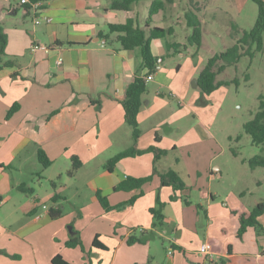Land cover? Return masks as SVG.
Masks as SVG:
<instances>
[{
	"label": "crops",
	"instance_id": "0c3cea01",
	"mask_svg": "<svg viewBox=\"0 0 264 264\" xmlns=\"http://www.w3.org/2000/svg\"><path fill=\"white\" fill-rule=\"evenodd\" d=\"M153 1L139 0L129 10L123 11L114 10L112 0H49L40 2L39 9L34 8L27 13L22 0L20 3L0 0V6L8 10L7 16L1 22L8 36L4 61L11 62L0 70V140L3 141L0 146V208L13 201L14 192L19 186L26 185L10 181L8 173L5 172L7 162L11 169L19 168L31 171L32 175L37 174L41 180L38 185L41 187L43 182H56L55 187L51 184L52 191L48 192L47 201L52 202L56 195L60 197L57 203L52 202L54 206L51 203L49 206L41 203L40 196L36 194L38 190L34 187L25 186L31 191L29 193L19 190L33 195H26V200L16 202L14 207V212L24 216L26 220L16 234L19 239H32L44 230H47L43 232L45 235L53 236L61 232L64 228L61 222L68 204L74 212L80 214L78 217L89 219L90 224L85 233L83 228H76L83 248H70L75 251L68 255L51 248L45 253L46 261L40 263L37 259L36 264H52V259L57 255H61L71 264H161L151 250H147L148 243L128 245L127 240L134 232L129 229L123 231L122 222L110 219V213L123 211L130 205L122 209L116 207L127 203L140 192L115 191V187L127 177H142L133 174L136 173L134 170L129 172L127 169L126 163L131 158L121 160L113 172L106 169L107 162L128 147L123 145L121 147L125 148H117L116 145L127 142L132 137V129L125 122L121 101L125 99L127 88L134 79L137 76L144 77L148 72L140 49L125 50L117 39L118 34H110L108 38L106 36L109 35V26L112 24L133 21L135 26L145 27ZM192 6L196 10L204 8L196 2H192ZM178 9L176 0L167 1L165 10L154 16L151 23L152 28L174 29L172 36L154 39L151 43L154 56L163 61L147 87L155 84L159 93L165 88L175 92L173 87L179 80L180 71L175 74L168 73L162 65L166 57L182 56L183 49L188 48V38L192 35L187 31L184 42L172 40L177 36L176 25H181L186 30L189 28L185 14L191 9L183 6L182 13ZM46 18L51 21L47 22ZM37 20L40 23L37 24ZM34 44H41L48 51L34 52ZM174 44L181 47L178 50L170 49ZM180 81L185 85L187 78L182 77ZM148 92L149 89L139 114L140 126L152 115L150 101L147 99ZM15 104L19 105V109L7 119V113ZM40 150L52 162L50 167L44 168L39 162ZM23 153L26 157L25 164L17 163ZM74 157L82 163L76 171L72 165ZM99 159L101 164H98ZM62 160L66 166L54 174L52 169ZM84 174L87 179L85 186L91 192L90 201L85 203L79 199L82 185L78 183ZM35 187L38 188L37 185ZM142 191L143 196L134 204L145 196L143 189ZM97 193L106 197L114 209L106 211L99 202ZM120 193L132 196L127 200L120 197ZM52 208H61L62 217L51 219ZM238 210L249 212L243 207ZM231 217L238 220L232 214ZM259 220L264 227V214ZM230 226L237 237L236 225L230 223ZM225 229L224 232H228V228ZM251 230L255 229L250 228L244 240L240 241H245L247 235L252 234ZM255 233L257 242H262V251L246 257H255L258 264H264V235L258 236L256 231ZM184 235L183 230L165 238L170 247L164 264H175L176 249L184 255V258H179L194 261L192 264H234L236 252L231 246L226 253L225 248L218 250L210 242L208 243L213 247L211 255L201 254V247H198L196 253L199 257L191 260L186 256L187 249H184ZM97 236L106 249L94 247L93 242ZM125 245L131 249H126ZM137 246L143 249H136ZM169 251H172L171 255Z\"/></svg>",
	"mask_w": 264,
	"mask_h": 264
},
{
	"label": "rangeland",
	"instance_id": "374dc122",
	"mask_svg": "<svg viewBox=\"0 0 264 264\" xmlns=\"http://www.w3.org/2000/svg\"><path fill=\"white\" fill-rule=\"evenodd\" d=\"M192 2L204 8L197 11ZM176 3L179 13L183 12V6H187L199 15L203 23L202 46L198 49L188 43L182 56L166 57L162 65L164 70L173 74L180 71L179 80L173 87L174 93L168 88L159 93L157 85H149L147 99L150 101L152 115L140 126L142 135L137 148L145 150L156 146L167 151V155L157 163L156 175L154 154L128 159L126 166L129 172L134 170L136 173L133 174L141 177L153 176V181L143 188V198L123 211L110 213V219L122 222V230H131L136 237L141 236L140 229L155 231V237L146 247L161 264L167 261L170 247L165 238L183 230L184 249H187L186 256L191 260L199 257L196 253L198 247L204 242H210L218 250L225 248L226 253L231 246L236 252L234 264H258L255 257H246L262 251V242H257L255 230H251L252 234L247 235L245 241H240L236 232L231 230L230 223L236 225L238 231V220L231 217V211L242 207L252 211L264 201V167L250 166V160L255 156L264 157V146L255 145L244 130V125L259 111L260 97L264 98V51L256 52L253 58L242 57L219 77L220 81L238 80V84L222 86L207 96L199 87L194 88L193 82L198 80L212 57L226 51L245 31L254 28L259 7L252 0H176ZM234 25L238 28L236 34ZM175 29L177 36L172 38L173 41L184 42L187 31L192 33L190 28L186 30L181 25H176ZM178 66H181L180 69H177ZM182 77L187 78L185 85L181 84ZM156 137H160L159 144ZM2 142L0 140V146ZM133 144L131 137L127 142H119L116 147L128 146L127 150ZM20 162L25 164V153L17 160V163ZM9 164L6 162L5 172L11 182L34 187L38 190L36 194L40 196L41 203L53 205L54 202L46 200L48 192L52 191L50 182H43L42 179L41 187L38 185L41 180L37 174L32 175L31 171L19 168L11 169ZM98 164H101V159ZM63 166L66 165L62 160L52 172L56 174ZM169 169L180 174L186 187L182 194H177L172 187H162L160 174ZM86 180L84 174L78 182L82 185L79 199L84 203L91 199V192L85 186ZM19 190L21 191L18 187L14 192L12 202L0 208V264H36L37 259L41 263L46 261L45 253L51 248L65 255L74 253L75 250L67 247L68 241L66 242L72 236L70 228L74 231L76 228H83L85 233L90 226L89 219L78 217L80 214L74 212L68 204L61 222L64 225L61 232L53 236L45 235L43 232L47 230H44L32 239H19L16 234L26 220L21 214L14 212V207L16 202L25 201L27 195ZM119 195L127 200L132 196L128 193ZM160 203L164 205L163 225L151 214L152 209H159ZM226 227L228 232H224ZM125 248L131 249L128 245ZM136 249L143 248L137 246ZM175 251V264L194 262L182 260L179 257L184 258L183 253L177 249Z\"/></svg>",
	"mask_w": 264,
	"mask_h": 264
},
{
	"label": "trees",
	"instance_id": "16d2710c",
	"mask_svg": "<svg viewBox=\"0 0 264 264\" xmlns=\"http://www.w3.org/2000/svg\"><path fill=\"white\" fill-rule=\"evenodd\" d=\"M47 1L49 0H29V3L22 5L24 10L27 13H30L34 9V5L40 2L44 3ZM138 1L139 0H112V8L114 10L127 11L134 3ZM167 1L169 0L153 1L150 8L149 18L146 22L145 27L135 26L133 21H129L126 24H112L109 26V35L106 36V38H108L110 34H118L117 39L125 50L140 49L144 66L148 70L147 75L156 73L158 71L157 67H159V65L163 61V59L154 56L151 47L152 40L165 38L174 34L173 28L164 29L160 27H151L153 17L165 10ZM252 1L255 2L259 7V14L254 28L251 31H245L243 33V36L238 39L233 46L228 48L223 53L212 57L208 61V64L202 70L198 77V87L201 89L203 94L209 96L220 89L222 86L230 85L231 83L238 84V80L220 81L219 77L226 71L228 67L236 65L242 57L249 56L253 58L256 52L264 51V0ZM197 11H200V9H197ZM7 12V9L0 6V70L3 67L9 66L11 64V62L4 61L8 45V36L1 24L3 19L7 16ZM185 19L187 26L192 29V35L188 38V42L191 46H196L199 49L202 46L203 41L202 20L200 19L199 15L193 10H189L186 12ZM233 30L235 34L238 32V28L235 25L233 26ZM180 47L181 45L174 44L170 46V49L178 50ZM147 75L144 77L137 76L134 81L128 86L125 99L121 101V105L124 110L125 122L132 129V138L134 144L131 148L120 152L107 162L106 169L109 172H113L116 165L123 159L134 158L152 153L155 156L154 175H156L158 174L156 169L157 163L167 155V151L161 150L156 146L150 147L145 150H139L137 148V143L139 142L142 135V130L139 123V114L143 107L144 96L148 91L146 83ZM248 79L249 77H247V80ZM260 100L261 103L259 111L251 121L244 125V130L248 135L251 136L252 141L255 145L264 146V98L260 97ZM18 109L19 105L15 104L9 110L7 119H10ZM159 141L160 137H156V142ZM38 159L44 168H48L52 164L47 154L42 150L38 152ZM72 165L73 169L76 171L81 167L82 163L78 158L74 157L72 159ZM250 166L252 168L264 167V157L255 156L250 160ZM160 178L162 187H172L176 193L183 192L186 189L181 176L173 169H169L163 174H160ZM152 180L153 176L142 178L127 177L126 180L115 187V191L131 192L134 190H140V192L139 194L131 198L127 203L122 204L116 208L122 209L127 205H133L141 196H143V187L146 184L150 183ZM51 184L54 187L56 186V182H52ZM19 189H21L25 193L31 192L25 186H19ZM97 197L106 211L114 209L109 205L108 199L106 197L102 196L100 193H97ZM59 199L60 197L56 195L53 197L52 202L57 203ZM163 207L164 205L160 203L159 209L151 210L153 218L160 225H163L165 220L162 211ZM231 214L233 216H236L239 221V230L237 232V238L239 240H244L250 228L255 229L258 236L264 235V227L259 220V218L264 214V201L260 202L252 211L247 212L234 210L231 212ZM62 215L63 211L61 210V208H52L50 211L51 219H58L62 217ZM156 226L157 224H155L154 227ZM73 232L74 235H72L67 242V247L76 248L80 246L83 248L79 233L77 231H74V229ZM141 233L142 234L140 237L131 235L127 240V244L130 246L135 244H147L151 239L155 237V231L153 230H143ZM99 239V236L95 237L93 242L94 247L106 249L105 245H103L99 241ZM52 264L71 263L65 260L61 255H57L52 259Z\"/></svg>",
	"mask_w": 264,
	"mask_h": 264
},
{
	"label": "built area",
	"instance_id": "2783aa9c",
	"mask_svg": "<svg viewBox=\"0 0 264 264\" xmlns=\"http://www.w3.org/2000/svg\"><path fill=\"white\" fill-rule=\"evenodd\" d=\"M29 3V0H22V4H27ZM40 4H36L34 5V8L35 9H39L40 8ZM47 22H50L51 19L49 18H46L45 19ZM36 23H40V20H37ZM103 44H105L103 42ZM38 50H44V51H48V48L41 45V44H34L33 47H32V51H38ZM62 63V60L59 61V64ZM159 69V67H157V70ZM154 74L155 73H151V74H148L147 77H146V83L148 84L149 82L153 81L154 79ZM212 251H213V247L210 243H204L202 246H201V249H200V253L205 255V256H208V255H211L212 254ZM169 254L171 255L172 254V251H169Z\"/></svg>",
	"mask_w": 264,
	"mask_h": 264
},
{
	"label": "water",
	"instance_id": "95a60500",
	"mask_svg": "<svg viewBox=\"0 0 264 264\" xmlns=\"http://www.w3.org/2000/svg\"><path fill=\"white\" fill-rule=\"evenodd\" d=\"M198 86H199L198 80H195L193 82V87L198 88ZM70 232H71V235H74L73 228H70Z\"/></svg>",
	"mask_w": 264,
	"mask_h": 264
}]
</instances>
